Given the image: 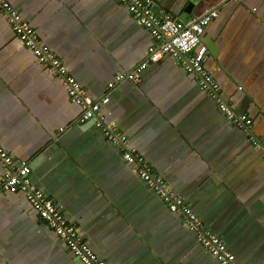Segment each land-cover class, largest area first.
Instances as JSON below:
<instances>
[{
  "label": "crops",
  "instance_id": "crops-1",
  "mask_svg": "<svg viewBox=\"0 0 264 264\" xmlns=\"http://www.w3.org/2000/svg\"><path fill=\"white\" fill-rule=\"evenodd\" d=\"M63 60L106 121L129 137L153 171L236 254L264 264V147L219 111L182 60L151 63L138 82L108 87L148 57L154 37L117 0H8ZM206 28L218 47L206 67L237 113L264 140V0H152ZM204 35V36H205ZM211 61L209 64L208 62ZM208 64V65H207ZM62 79L22 46L0 13V144L27 162L34 185L56 202L109 264H220L139 178L94 119L81 122ZM0 161V176L7 172ZM0 264H83L23 193L0 192Z\"/></svg>",
  "mask_w": 264,
  "mask_h": 264
},
{
  "label": "built area",
  "instance_id": "built-area-1",
  "mask_svg": "<svg viewBox=\"0 0 264 264\" xmlns=\"http://www.w3.org/2000/svg\"><path fill=\"white\" fill-rule=\"evenodd\" d=\"M125 5L137 21L154 37L149 48L148 57L132 71H122L114 75L108 87L113 88L122 82H138L142 72L151 64L161 61L166 56L182 60L183 66L193 73L197 83L208 91L218 106L220 113L246 136L256 148L264 147V140L259 139L254 131V118L249 113H237L230 103L222 97V88L213 72L206 67L208 50L202 40L206 28L222 11L212 9L201 17L190 22L177 20L170 13L161 11L152 0H117ZM0 13L6 16L7 22L16 34L20 44L30 50L39 61L57 74L69 98L78 104L82 113L81 122L94 119L106 139L130 164L144 184L152 189L172 213L180 215L182 224L196 233L197 241L220 264H240L236 254L230 251L226 243L212 230L203 226L202 219L191 208L184 197L155 171L146 157L129 144V137L119 128L110 125L102 111L108 98L97 101L91 97L86 88L72 75L62 58L45 44L37 30L26 21L20 10L8 0H0ZM0 161L7 167V172L0 176V192L21 191L29 204L39 216L67 245L74 256L83 264H109L103 255L98 254L80 235L77 226L71 223L57 204L45 191L34 185L31 180V169L27 162H19L0 144Z\"/></svg>",
  "mask_w": 264,
  "mask_h": 264
},
{
  "label": "water",
  "instance_id": "water-1",
  "mask_svg": "<svg viewBox=\"0 0 264 264\" xmlns=\"http://www.w3.org/2000/svg\"><path fill=\"white\" fill-rule=\"evenodd\" d=\"M202 40L204 41L205 45L207 46V50L210 52V55H211V59L210 60H212L213 58L216 57V53L218 51V49H217L218 47L215 45V43L212 42V40L209 38L208 35L203 36ZM210 62L211 61H209L208 64Z\"/></svg>",
  "mask_w": 264,
  "mask_h": 264
},
{
  "label": "clouds",
  "instance_id": "clouds-1",
  "mask_svg": "<svg viewBox=\"0 0 264 264\" xmlns=\"http://www.w3.org/2000/svg\"><path fill=\"white\" fill-rule=\"evenodd\" d=\"M205 35V34H204ZM4 193H8V192H4ZM24 195V194H23Z\"/></svg>",
  "mask_w": 264,
  "mask_h": 264
}]
</instances>
